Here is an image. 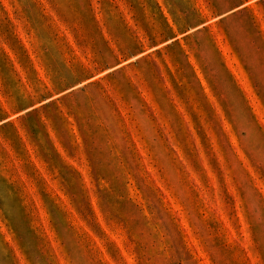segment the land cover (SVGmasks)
I'll use <instances>...</instances> for the list:
<instances>
[{"label": "rangeland", "instance_id": "1", "mask_svg": "<svg viewBox=\"0 0 264 264\" xmlns=\"http://www.w3.org/2000/svg\"><path fill=\"white\" fill-rule=\"evenodd\" d=\"M0 264H264V0H0Z\"/></svg>", "mask_w": 264, "mask_h": 264}]
</instances>
